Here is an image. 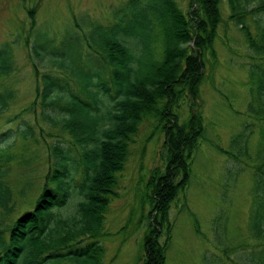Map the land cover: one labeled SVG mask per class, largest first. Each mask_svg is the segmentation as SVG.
<instances>
[{"label":"trees","instance_id":"16d2710c","mask_svg":"<svg viewBox=\"0 0 264 264\" xmlns=\"http://www.w3.org/2000/svg\"><path fill=\"white\" fill-rule=\"evenodd\" d=\"M219 3L190 0L184 11L177 0H122L106 22L92 23L83 35H35L28 45L36 59L34 96L23 109L33 114L34 125L23 120L22 127L0 132V264H101L105 213L118 197L130 145L146 120L162 132L163 141L159 164L143 186L148 209L141 264H165L173 228L169 212L187 187L205 139L196 100L205 55H214ZM226 4L252 54L246 65L253 84L247 110L254 121L232 137L236 151H245L250 127L261 125L249 221L257 242L245 264H264V0ZM247 20L254 23V33ZM44 63L52 70H42ZM14 68L11 43H0V79ZM13 99L14 91L0 84V115ZM184 104L188 114L181 119ZM39 119L58 132L44 134ZM18 140L41 143L45 173L24 168L13 175L14 166L38 162L37 155L13 154ZM221 151L237 159L235 152Z\"/></svg>","mask_w":264,"mask_h":264},{"label":"rangeland","instance_id":"374dc122","mask_svg":"<svg viewBox=\"0 0 264 264\" xmlns=\"http://www.w3.org/2000/svg\"><path fill=\"white\" fill-rule=\"evenodd\" d=\"M121 1L0 0V43H11L15 64L14 70L0 79L1 88L14 91L8 110L0 115V132L8 127H22L23 120L34 125L33 114L23 109L34 96L32 59H36L34 56L31 59L28 45L33 43L35 35L45 33L56 38L73 32L83 35L92 23L106 22L110 10ZM177 2L184 11L188 10L190 0ZM219 6L221 22L213 44L214 55H205L204 74L196 100L203 115L205 139L194 155L187 187L179 193L169 212L173 228L165 264H245L247 254L257 242L250 235L249 221L252 165L257 161L261 125L254 123L250 127L253 131L244 145V152L236 151L231 144L232 137L246 123L254 121L247 110L253 84L246 65L252 61V54L242 31L229 19L226 0H220ZM32 9L33 28L28 13ZM247 25L254 33V23L247 20ZM159 50L158 45L157 55ZM44 64L42 70H52ZM180 112V118H186L185 104ZM38 123L44 134L58 132L49 122L39 119ZM162 141V132L153 130L150 120L140 125L135 142L130 145L118 197L111 201L105 213L99 236L104 246L101 264L142 263L146 229L143 214L146 215L148 209L143 202V186L149 170L159 164L157 151ZM10 150L24 159L37 155L38 160L32 161L30 166H14L15 177L24 168L45 173L46 158L40 142L18 140ZM221 150L235 152L237 159ZM16 196L14 193V198Z\"/></svg>","mask_w":264,"mask_h":264}]
</instances>
